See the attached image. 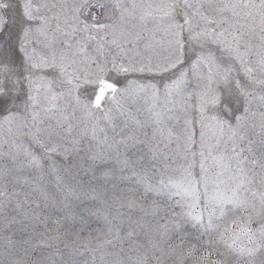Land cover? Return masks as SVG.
<instances>
[{
    "label": "rangeland",
    "instance_id": "rangeland-1",
    "mask_svg": "<svg viewBox=\"0 0 264 264\" xmlns=\"http://www.w3.org/2000/svg\"><path fill=\"white\" fill-rule=\"evenodd\" d=\"M0 264H264V0H0Z\"/></svg>",
    "mask_w": 264,
    "mask_h": 264
}]
</instances>
